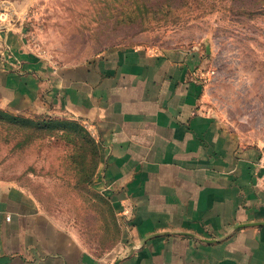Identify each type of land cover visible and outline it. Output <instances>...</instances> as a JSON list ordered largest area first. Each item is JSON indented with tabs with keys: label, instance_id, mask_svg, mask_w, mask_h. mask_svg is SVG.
<instances>
[{
	"label": "crops",
	"instance_id": "obj_1",
	"mask_svg": "<svg viewBox=\"0 0 264 264\" xmlns=\"http://www.w3.org/2000/svg\"><path fill=\"white\" fill-rule=\"evenodd\" d=\"M23 29H0V107L52 106L90 128L123 237L96 256L0 180V264H264V141L205 109L200 53L113 49L59 68Z\"/></svg>",
	"mask_w": 264,
	"mask_h": 264
},
{
	"label": "rangeland",
	"instance_id": "obj_2",
	"mask_svg": "<svg viewBox=\"0 0 264 264\" xmlns=\"http://www.w3.org/2000/svg\"><path fill=\"white\" fill-rule=\"evenodd\" d=\"M23 29L29 50L56 67L109 50L198 52L204 102L248 141H264V0H0V29ZM0 111V180L21 187L96 256L123 237L100 190L101 144L65 110Z\"/></svg>",
	"mask_w": 264,
	"mask_h": 264
},
{
	"label": "trees",
	"instance_id": "obj_3",
	"mask_svg": "<svg viewBox=\"0 0 264 264\" xmlns=\"http://www.w3.org/2000/svg\"><path fill=\"white\" fill-rule=\"evenodd\" d=\"M0 113H1L5 118H7V119H11L12 121L14 120V117H12V116H10V115H8V114H5V113H3V112H1V111H0Z\"/></svg>",
	"mask_w": 264,
	"mask_h": 264
},
{
	"label": "built area",
	"instance_id": "obj_4",
	"mask_svg": "<svg viewBox=\"0 0 264 264\" xmlns=\"http://www.w3.org/2000/svg\"><path fill=\"white\" fill-rule=\"evenodd\" d=\"M261 166L264 168V155H263V158L261 159Z\"/></svg>",
	"mask_w": 264,
	"mask_h": 264
}]
</instances>
